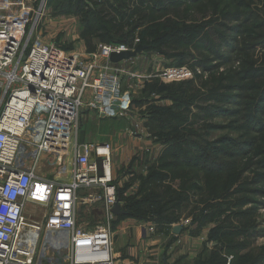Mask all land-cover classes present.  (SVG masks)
<instances>
[{"label": "rangeland", "instance_id": "374dc122", "mask_svg": "<svg viewBox=\"0 0 264 264\" xmlns=\"http://www.w3.org/2000/svg\"><path fill=\"white\" fill-rule=\"evenodd\" d=\"M34 1V9L42 7V10L33 42L54 44L68 53L80 55L84 60H91L101 44H109L96 38L94 32L90 31V36H86L89 24H84L82 15L98 11L99 6L95 2L83 0L79 4L78 0H72V5L78 6V9L66 13L65 5L61 4L63 0ZM100 1L105 8L112 7L115 10L114 25L122 31L121 40L132 47L137 42L142 45L140 32L147 29L144 27L146 23L152 21L154 27L163 30L164 27L156 26L162 24L163 20L159 21L161 18L164 21L167 19L169 24L178 23L179 30H183L181 23L186 27L197 21L210 23L207 29L211 31L205 39L201 37L206 32L201 37L186 33L183 40L176 42L181 43L183 52L195 57L202 55L203 62L193 59L180 65L176 58H167L146 50L133 60L112 65L121 74L125 94L123 102L125 108H128L118 114L124 120L113 121L115 125H112L117 136H122L124 148L130 151L128 156H124L123 164H119L115 177L118 197L124 209L122 215L125 216L126 212L128 215L136 214V211L133 212L135 209L126 208L124 200L136 196L135 202L140 201L142 195L137 196V193L149 171L155 169L160 173L161 163H169L171 167H167V172L162 171L160 174L168 176L169 172L170 177L175 175L177 178L174 179L181 183L187 181L185 184L192 179V185L189 182L184 186L188 191L184 194L182 208L175 214L169 212V221L183 224L192 229L195 235L205 233L208 236L212 230L217 233L218 236L213 240L208 241L207 237V246L204 244L208 253L213 251L219 254L215 264H264V103L258 106L263 107V112H253L256 103L250 106L251 101L248 99L254 98L256 101L260 92L244 91L241 94V91H227L229 85L240 83L241 70L244 74L248 72L246 79L250 81L254 70L264 69V0H98ZM148 1L152 8L165 11L158 13L148 10ZM144 14L148 15L144 26L129 34ZM255 44L258 45L252 48ZM246 61H249L251 67L245 68L243 62ZM201 62L204 65L197 66ZM204 66L206 69H203ZM175 68L195 69L196 74L200 75L186 81L189 83L165 82L161 78L162 73ZM175 88L184 89V92L173 102L170 95ZM154 110H167V118L165 116L158 119L155 115L150 120L148 114ZM100 116L94 110L86 116L81 115L79 143L89 141V144H102L92 138L98 136V130L102 132V128L109 130L111 122L100 120ZM152 120H156L158 125ZM258 121L263 123L258 124ZM81 124L83 129L88 128L84 138ZM260 125V128H256ZM125 135L130 137L124 138ZM172 135L183 138L186 143L176 151H166L161 140ZM119 139L120 137L115 141ZM190 148H193L195 154L190 152ZM200 148L213 156L224 170L228 167L226 172L205 174L199 165L203 162ZM115 157L119 161L123 159L121 154ZM53 163V159L44 158L41 161V167L48 172L47 178H54ZM226 183L227 190L230 189L223 191ZM176 184L178 183H174V186ZM215 188L218 189L214 192L220 195L212 197L211 191ZM97 191L91 192L98 195ZM80 195L81 198L84 196L83 191H80ZM88 205L90 209L86 210V214L80 215L81 223H87L92 229L103 226L106 218L99 203ZM37 208L33 219L41 220L45 209L40 206ZM202 216L205 217L203 225L199 227L198 223L192 224ZM128 219L134 227L150 226L155 236L162 235L166 230L165 225L148 222L146 218ZM121 226L126 227L127 223L119 220L112 224L113 237ZM116 240L117 238L114 239V244Z\"/></svg>", "mask_w": 264, "mask_h": 264}, {"label": "built area", "instance_id": "2783aa9c", "mask_svg": "<svg viewBox=\"0 0 264 264\" xmlns=\"http://www.w3.org/2000/svg\"><path fill=\"white\" fill-rule=\"evenodd\" d=\"M35 4L0 0V264H35L42 226L27 216L29 204L50 211L53 230L68 235L71 264H115L111 226L120 202L112 184V146L79 144V121L85 109L104 116L128 109L121 74L110 57L133 51L139 42L101 44L91 60L33 42L42 10ZM195 75L175 68L161 78L173 83ZM44 158L60 168V179L46 178ZM93 187L104 195L79 199L81 188ZM99 201L105 224L93 229L79 224L77 205Z\"/></svg>", "mask_w": 264, "mask_h": 264}, {"label": "trees", "instance_id": "16d2710c", "mask_svg": "<svg viewBox=\"0 0 264 264\" xmlns=\"http://www.w3.org/2000/svg\"><path fill=\"white\" fill-rule=\"evenodd\" d=\"M91 2H95V4H97L99 6V10L93 13H85L83 16V22L85 25L89 24V28H88V33L86 34L87 38L90 36V31L95 33L96 38H98L100 41L103 42H109V44H126L124 43L123 40H121V34L122 31L120 28H117L116 25H114V9L112 7L110 8H105V5H103L100 2H98V0H90ZM144 2V0H142ZM151 1V0H150ZM79 4L83 2V0H78ZM148 3L150 4V6L147 7L148 10H152L154 12H160L165 11V9H154L152 8L151 3L148 1ZM61 4L65 5V12L66 13H70L73 12V10L78 9V6H73L72 5V0H63ZM162 8V7H161ZM112 9V10H111ZM219 9V8H218ZM136 11H139L136 10ZM237 16V15H236ZM148 15L144 14L141 15L140 19H139V24L133 29L131 30V32L129 34H133L134 30L136 28H141L144 25V22L146 21ZM166 19V18H165ZM163 20L160 25H156L157 27H164L163 30H159L156 27H154V24H152L151 22L146 23V25L144 27H147V29L145 28V30L143 32H140V36H141V44L147 47V52H157L159 54L164 55L167 58H176V60H178V64L183 65L185 63H189L190 61H193V59H197V60H202L203 62V57L201 56H197L195 57L193 54L188 53V52H183L180 48L181 43H176L179 42L180 40H183L184 38V34L186 35V33H191L193 34L194 37L200 36L202 35V33L206 32L201 39H205V36H208L211 31H208V26L210 25V23H202V22H195L192 24V26L186 27V25L182 24V28L183 30H179V24L173 22L172 24H169L167 19L164 21L163 18L159 19V21ZM158 21V22H159ZM166 22V23H164ZM157 23V22H156ZM155 23V24H156ZM151 24V26L148 27V25ZM143 25V26H142ZM217 27V26H216ZM219 28V27H218ZM187 29H190L191 31H187ZM210 29V28H209ZM207 30V31H206ZM256 38H258L256 36ZM119 40V41H117ZM209 41V39H208ZM169 42V43H167ZM215 43V42H213ZM90 44V43H89ZM258 45V44H257ZM256 44L254 45L257 46ZM132 46V45H131ZM180 60V61H179ZM201 62L200 65L197 66H203L204 64ZM244 66L247 67H251L249 61L243 62ZM194 69V68H193ZM203 69H206V67L204 66ZM195 71V69L193 70ZM248 71V69H247ZM242 73H240V77H241V81L239 84H235V85H229L227 88V91H241V94L244 93V91L246 92H260V96L257 98V100L255 101L254 98H250L248 99L249 101H251L249 103L250 106H252L254 103L255 104V108L253 109V112H263V107L260 106L258 108V106L262 103H264V69H260V70H254L252 77H255V79H253L251 77L250 81L253 83H250V81H248V72L247 74H244V71L241 70ZM195 73H197V71H195ZM200 74H196L195 78H198ZM260 77V78H257ZM257 78V79H256ZM184 82V81H183ZM186 82V81H185ZM189 83V82H186ZM185 84V83H184ZM166 88H168V86H165ZM223 88V87H222ZM236 89V90H235ZM152 92V91H151ZM150 92V93H151ZM179 92V93H178ZM184 92V89H180L179 88H175L172 91V94L170 95L172 99V101H176L179 99L180 95ZM160 93V92H159ZM241 105H239L240 107ZM167 114V110L164 111H159V110H154L152 112H150L148 114V118L151 120L155 115H157L158 119H162L163 117H165ZM239 115H241V113H239ZM167 118V116L165 117V119ZM156 120H152V122H154ZM263 123L262 121H258V124ZM156 124L158 125V122L156 121ZM148 126V125H146ZM262 125H260L259 127L256 128H260ZM181 140V141H180ZM162 144L164 145V148H166V151H170V150H178L179 146H182L184 143H186L183 138L180 139L177 135L176 136H169V137H164L162 140ZM191 153L195 154V152L193 151V148L189 149ZM200 151L203 152L200 155V158L203 160L202 163H199V165L202 166V169L204 170L205 174H209V175H213L214 173L218 174L220 171H225L228 169V167L226 168V170H224V168L222 167V165L220 166L217 162H215V159L213 156H211L210 154L205 152V149H201ZM264 153V152H263ZM163 160V159H161ZM199 162V159H197ZM167 167H171L169 166V163H161L160 167H159V171L160 173H162V171L167 172L168 168ZM172 170V169H170ZM173 172V171H171ZM158 172H156L155 169H153L152 171H149V174L146 176V178H144V181L141 182V186L140 189L137 193L138 195H142V199L138 202H135V199H137L136 196L132 197V199L130 200H124L125 204H127L128 209H135L133 210L136 211L135 215H128V213H125V216H122L119 218V220H125L128 218H135V219H140V218H146V220L148 222H155V224H159V225H171L174 223V221H169L168 218H171L169 216H167V214L169 212H173L174 214L177 212H179L180 208H182L183 206V201H184V194L188 191L186 189V187H184L185 185H187L189 182H191L192 185V179L188 181L187 184L185 183H181V181L174 179L177 178L175 175H172L168 172V176L167 174L162 175ZM174 173V172H173ZM174 181V183H178L176 184V186H174V183H172ZM173 185V187H171V185ZM179 185V186H178ZM194 185V183H193ZM219 185V183L217 184ZM227 183L224 185V190L223 191H228L227 188ZM216 189L215 188L211 191L212 197L214 196H219L220 194L217 192H214ZM217 191V190H216ZM222 191V192H223ZM213 192V193H212ZM122 202V201H121ZM127 209V210H128ZM173 214V216H174ZM203 214V213H202ZM167 217V218H166ZM178 219V218H177ZM118 220V221H119ZM205 220V217L202 216V218L199 220H194V222H192V224H197L200 227L201 225H203V221ZM179 221V220H176ZM117 222V221H116ZM223 234V233H222ZM220 234V235H222ZM218 236L217 233L210 231L208 233V241L209 240H213L214 237ZM230 252V251H229ZM219 258V254L217 252H211L208 253L206 248L203 247V249L201 250L200 256L198 257V259L196 260L195 264H215L216 260ZM226 264V263H225Z\"/></svg>", "mask_w": 264, "mask_h": 264}, {"label": "crops", "instance_id": "0c3cea01", "mask_svg": "<svg viewBox=\"0 0 264 264\" xmlns=\"http://www.w3.org/2000/svg\"><path fill=\"white\" fill-rule=\"evenodd\" d=\"M131 60H133V58ZM122 63H126V61H123L118 64H114V65H119ZM94 111L98 113V111L96 110ZM90 113H93L92 109H85L81 111L82 117ZM118 114L119 113L115 115H109V116L101 115L100 120L105 121V122L107 121L111 122L109 126V130H105L104 128H102V132H99L98 130V136H95L94 138H92V140L94 141L95 140L101 141L102 144L109 143L112 146V150H111L112 170L111 172H112V178H113V182H112L113 185H116L115 177H116L118 166L123 164V160L125 159L124 156H128L130 152V151H127L128 149L124 148V145L121 142L122 136H117L118 134L117 131L115 132L114 129L112 128V125H115L113 121L120 122L124 120L123 117H118ZM81 131H84L82 132V138L87 136L86 133L88 132V128L83 129L82 124H81ZM127 134H129V132ZM118 137H120V139L115 141ZM123 137L125 138V137H130V136L125 135ZM78 142H79V139H78ZM88 142L82 143V144H89ZM93 145H101V144H93ZM122 151H123V154L121 153ZM126 151H127V154H124L126 153ZM120 154L123 155V159L121 161H119V159H116L115 157V155H120ZM99 163H101L102 165V160L99 161ZM53 171H54V178L60 179L59 177L60 173H59V176H57V171L59 172V169L54 168ZM100 173L101 175L103 174V169L100 170ZM54 178H47V179L53 180ZM93 190H98L96 192L98 194L97 196L104 195L103 190L100 188H94V187L93 188H81L78 192L79 199L84 201L90 195L95 194L91 192ZM80 191H83L84 196L82 198L80 195ZM119 202L120 203L117 205H119L122 211L124 212L123 204L120 201V197H119ZM98 203L101 206V211L103 212V206H102L103 203L101 201L96 202V203L95 202L90 203V204L95 205ZM88 204L89 203L86 204V203L81 202L80 204L77 205L76 212H77V218H78L79 224L87 225L89 229H92L91 227L88 226L87 223H81L80 221L81 220L80 215L81 214L83 215V213L86 214V210L90 209ZM30 206H32V209H30L31 208ZM38 206L40 205L29 204L28 211H27V216L30 215L31 217L29 218L31 220H33L39 226L40 225L42 226L41 231L39 233H36V236L38 234L39 244L37 247L35 264H55V259L57 260V264H71L70 255L68 252V246L70 242L68 235L66 233L53 230L54 223L52 219H48V215L50 214V211H48L45 208H44L45 214L42 217V219L34 220L33 217L36 216V212L38 211V208H37ZM82 206H84L85 208L83 209ZM113 214L115 215L113 219V223L118 221L119 218L123 216L122 214L116 215L114 212ZM121 221L124 223H127V226L126 227L121 226L119 230H117L114 233L113 239L117 238V240L115 241V244L113 242V256L115 259V264H195L196 260L200 256L201 250L203 249V247L207 246V243H205L207 239V234L202 233L201 235H195L192 232V229L184 227L183 224L167 225L166 230L162 235L155 236L153 235L154 230L150 229L151 228L150 226L143 227V226L138 225V227H134L133 225L130 224L129 219H125ZM176 226L182 227L181 233L179 235L174 234L173 232V229ZM25 233L30 234V231L26 230ZM43 258H44V261H43ZM46 259L47 261H45Z\"/></svg>", "mask_w": 264, "mask_h": 264}, {"label": "water", "instance_id": "95a60500", "mask_svg": "<svg viewBox=\"0 0 264 264\" xmlns=\"http://www.w3.org/2000/svg\"><path fill=\"white\" fill-rule=\"evenodd\" d=\"M147 50V47L144 45H138L137 48L134 51H127V52H123L120 54H112L110 57V62L113 64H118L121 63L123 61H127L130 60L132 58L137 57L138 55L142 54L144 51ZM113 212L116 215H121L123 214V211L121 209V207L119 205H116V207L114 208ZM182 227L180 226H176L173 229L174 234L179 235L181 233Z\"/></svg>", "mask_w": 264, "mask_h": 264}]
</instances>
